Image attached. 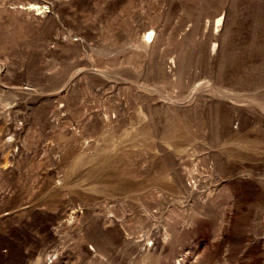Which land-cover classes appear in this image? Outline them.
<instances>
[{"label": "rangeland", "instance_id": "374dc122", "mask_svg": "<svg viewBox=\"0 0 264 264\" xmlns=\"http://www.w3.org/2000/svg\"><path fill=\"white\" fill-rule=\"evenodd\" d=\"M0 264H264V0H0Z\"/></svg>", "mask_w": 264, "mask_h": 264}, {"label": "bare ground", "instance_id": "6f19581e", "mask_svg": "<svg viewBox=\"0 0 264 264\" xmlns=\"http://www.w3.org/2000/svg\"><path fill=\"white\" fill-rule=\"evenodd\" d=\"M41 8H43V6L42 5H39L38 4V2H35V3H29V6H28V9H36V10H38L39 12L40 11H42V10H40ZM43 12V11H42ZM41 12V13H42ZM224 17L222 16V17H220L219 19H218V21H217V27H219V28H221V27H223L224 26ZM154 35V32L151 30V31H149L148 33H146V40L147 39H151L152 38V36ZM215 49V48H214Z\"/></svg>", "mask_w": 264, "mask_h": 264}]
</instances>
